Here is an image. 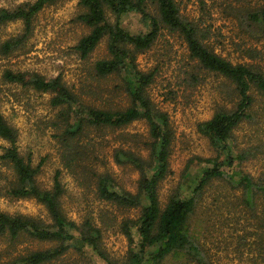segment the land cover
Returning <instances> with one entry per match:
<instances>
[{"label": "trees", "instance_id": "16d2710c", "mask_svg": "<svg viewBox=\"0 0 264 264\" xmlns=\"http://www.w3.org/2000/svg\"><path fill=\"white\" fill-rule=\"evenodd\" d=\"M56 1L35 0L13 9H0V27L14 22H21L23 26L21 35L0 45V53L9 55L22 48L32 34L36 15ZM78 3L82 12L76 20L90 32L78 41L74 50L86 59L105 40L109 57L96 61L94 72L100 79L109 76L119 79L117 88L125 94L128 106L100 109L89 106L59 77L46 80L35 73L7 70L3 78L9 83L51 94L50 104L58 109L54 137L60 144L64 168L72 174L76 168L90 174L95 179L100 200L119 211L138 212L136 218L123 217L118 224V230L128 242L127 258L121 263L114 262L103 245L104 228L115 217L104 215L100 227L90 219L80 225L67 219L62 208L65 187L60 171L55 172L51 188L41 187L37 176L42 163L33 166L19 153L18 133L0 114V138L8 145L0 159L9 172V178H4L7 186L0 189L13 199L35 200L44 207L49 220L44 222L32 216L0 211V236H7L10 242L28 237L53 245L0 264H48L73 246L84 256L82 250L87 249L93 263L100 260L102 264H213L199 241V230L193 221L206 187L214 181L223 182L232 190H241L243 204L255 220V232L251 235L257 241L253 245L264 255V171L254 178L240 167L259 156L264 159V139L260 135L257 145L243 149L234 143V131L243 122L264 125V70L256 65H234L215 54L204 44L208 34L183 19L174 0H78ZM235 14L239 16L240 12ZM245 14L246 17L240 16L242 22L264 35V6ZM127 16L139 18L142 28L132 31L124 27L122 22ZM164 30L179 34L199 70L224 78L231 107H219L209 120L198 124V132L208 139L215 157L196 158L199 165L205 166L186 179L162 207L158 191L169 174L172 133L168 116L156 108L148 95L154 71L140 70L137 59L153 47ZM193 80L197 81L195 75ZM138 121H144L148 127L147 139L126 133L114 137L120 144L113 148V162L120 167L129 166L139 174L135 192H129L111 174L106 171L98 174L85 165L92 151L81 139L87 138L90 129L100 130L101 144L107 135ZM255 134L256 138L260 133Z\"/></svg>", "mask_w": 264, "mask_h": 264}, {"label": "rangeland", "instance_id": "374dc122", "mask_svg": "<svg viewBox=\"0 0 264 264\" xmlns=\"http://www.w3.org/2000/svg\"><path fill=\"white\" fill-rule=\"evenodd\" d=\"M34 1L0 0V9H13ZM174 1L183 19L208 34L204 44L215 54L234 65H256L264 70V35L242 22L245 12L262 8L264 0ZM81 12L78 0H58L47 5L36 15L32 34L23 47L9 55L0 53V114L18 133L19 153L33 166L42 163L37 176L41 187L51 188L55 172L60 171V180L65 187L62 208L67 219L78 225L90 219L100 227L104 215L116 218L104 228L103 245L109 257L121 263L127 258L128 242L118 230V224L123 217L136 218L138 212L119 211L100 200L96 194L95 179L90 174L81 168H76L72 174L64 168L60 144L54 137L57 134L54 123L57 122L58 109L50 104L51 94L9 83L3 78L7 70L35 73L46 80L59 77L74 95L89 106L99 109L127 107L125 94L117 88L119 79L115 76L100 79L93 69L96 61L109 57L105 40L86 59L74 50L78 41L90 32L88 27L76 20ZM235 12H240V15ZM122 23L132 31L142 28L137 17L127 16ZM22 28L21 22L0 27V45L21 35ZM137 62L140 70L154 71L148 95L156 108L168 116L172 133L169 174L158 191L161 206L164 207L179 186L194 176L198 168L205 166L202 163L199 165L196 158L215 157L208 139L198 132V124L209 120L219 107L230 108L231 103L226 95L227 82L224 78L199 70L177 33L162 31L153 47L139 55ZM256 132L260 134L255 138ZM119 133L137 134L147 139L148 127L144 121L134 122L113 135H107L101 144L100 130L90 129L87 138L81 139V143L92 151L85 165L94 168L98 174L106 171L119 186L135 192L138 172L129 166H117L112 160L113 148L120 144L114 141V137ZM260 135L264 139V125L245 121L234 131V143L239 149L249 148L257 145ZM129 145L132 146L131 143ZM7 146L0 138V156ZM240 167L243 172L257 178L264 171V159L259 156L243 162ZM0 175V186L5 188L4 178H9V172L1 159ZM184 193L187 194L185 190ZM241 194V190H232L225 183L214 181L206 187L196 209L193 224H196L199 241L213 264H264V255L253 245L257 241V237L251 235L255 232V220L243 204ZM260 210L261 206L258 207ZM0 211L49 221L41 204L33 199H13L5 195L3 189H0ZM51 246L28 237L10 242L7 236H0V263ZM82 251L87 257L73 246L58 260L48 264H102L100 260L93 263L87 249Z\"/></svg>", "mask_w": 264, "mask_h": 264}]
</instances>
